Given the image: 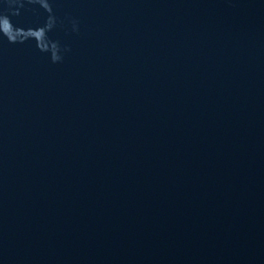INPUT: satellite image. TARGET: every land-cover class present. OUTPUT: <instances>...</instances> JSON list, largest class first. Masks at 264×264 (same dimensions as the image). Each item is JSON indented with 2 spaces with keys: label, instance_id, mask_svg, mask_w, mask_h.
<instances>
[{
  "label": "water",
  "instance_id": "water-1",
  "mask_svg": "<svg viewBox=\"0 0 264 264\" xmlns=\"http://www.w3.org/2000/svg\"><path fill=\"white\" fill-rule=\"evenodd\" d=\"M0 264H264V0H0Z\"/></svg>",
  "mask_w": 264,
  "mask_h": 264
},
{
  "label": "clouds",
  "instance_id": "clouds-1",
  "mask_svg": "<svg viewBox=\"0 0 264 264\" xmlns=\"http://www.w3.org/2000/svg\"><path fill=\"white\" fill-rule=\"evenodd\" d=\"M9 40H10V41H11V40H14V37H11V36H10V37H9Z\"/></svg>",
  "mask_w": 264,
  "mask_h": 264
}]
</instances>
